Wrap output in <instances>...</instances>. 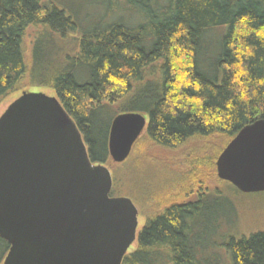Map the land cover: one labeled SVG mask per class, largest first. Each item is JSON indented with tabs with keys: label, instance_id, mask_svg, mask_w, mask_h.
Masks as SVG:
<instances>
[{
	"label": "trees",
	"instance_id": "trees-1",
	"mask_svg": "<svg viewBox=\"0 0 264 264\" xmlns=\"http://www.w3.org/2000/svg\"><path fill=\"white\" fill-rule=\"evenodd\" d=\"M112 3L114 9L109 4L106 11L112 19L92 28L52 3L0 0V102L26 77L33 86L53 90L77 124L95 165L110 162L111 125L123 113L146 116L143 140L165 151L213 145L218 139L223 146L212 156L210 149L186 154L189 168L181 182L188 190L197 185V198L165 203L140 232L137 249L123 261L218 264L215 247L194 239L193 218L214 194L203 186L202 174L217 173L216 161L227 145L243 128L264 120V0ZM121 4L139 18L135 26L117 15ZM30 27L40 30L29 68L24 38ZM216 30L221 31L218 53L210 64L202 51ZM115 105L124 109L116 114ZM106 113L114 117L105 118ZM225 248L229 264H264V230L231 238ZM9 251L10 244L0 237V264Z\"/></svg>",
	"mask_w": 264,
	"mask_h": 264
},
{
	"label": "water",
	"instance_id": "water-1",
	"mask_svg": "<svg viewBox=\"0 0 264 264\" xmlns=\"http://www.w3.org/2000/svg\"><path fill=\"white\" fill-rule=\"evenodd\" d=\"M148 125L140 113L115 117L113 163L129 159ZM216 172L242 194L264 193V120L238 133ZM113 187L59 99L23 93L0 117V237L10 244L3 264H123L139 211L130 198L112 197Z\"/></svg>",
	"mask_w": 264,
	"mask_h": 264
},
{
	"label": "rangeland",
	"instance_id": "rangeland-1",
	"mask_svg": "<svg viewBox=\"0 0 264 264\" xmlns=\"http://www.w3.org/2000/svg\"><path fill=\"white\" fill-rule=\"evenodd\" d=\"M41 1L43 6L52 3L57 7H64L66 10L74 12L77 15V21L79 23H86L87 27L91 25L92 28L98 26L101 28L107 21L112 19H108L110 16L106 12L109 11V4L112 5L111 9H114L113 0ZM161 1L164 4L168 2V0ZM90 2H92L93 6ZM121 6L123 10L120 8L121 13L117 15H123L124 19L130 25L135 26L139 18L133 14V11L132 13L130 12L127 5L121 4ZM38 30H40L39 27H30L26 31L24 38L25 57L29 68L31 50ZM219 33H221L220 30L211 32L216 40L211 43V46H215L218 42L217 34ZM76 36L79 35H73V37ZM211 41L206 40V47H204L202 55L205 56L204 59H208V62L210 61V64H213L215 62L214 58H216V54L218 53V47L216 48L215 46L214 50L210 51L209 46ZM67 43L71 45L72 39L70 38ZM47 61H44L42 65H47ZM31 92H41L52 97L56 96L55 92L49 88L33 86L26 77L15 90L10 92L0 102V117L23 93ZM112 107V112L116 111V114L124 109L123 106L119 108V105ZM108 117L111 119L114 117V114L106 113L105 118ZM137 143L126 162L115 164L110 160L106 166L110 169L115 181L111 196L129 197L139 211V235L146 226L147 221L163 210L165 203L172 202L180 204L181 202H188L189 200H195L197 198L199 191L197 185L193 183L191 187L194 190H188L186 187H183L181 182L185 180L189 168L188 163L190 157L187 155L189 153L190 155L195 154L196 152L201 154L202 151L204 152V150L207 151L210 149L211 155L209 156H212V153H217V150L223 145H220L221 142L217 139L213 145H204L203 147L188 145L180 150L165 151L148 145L146 140H143V137ZM200 179L205 180L203 186H209L211 193L214 194L207 200L203 213L193 218L194 239L201 242L202 245L205 244L215 247H213L214 258L216 256L220 258V262H217L218 264H229V257L227 256L228 254L225 248L227 241L231 238L240 239L248 237L253 233L264 230V193L242 194L235 191V188L231 184L219 180L217 173L209 175V173L205 174L204 172ZM177 180V185L175 184L176 186L174 185L175 187L172 188L171 185ZM167 195L169 196L166 197ZM223 244L225 245L223 246ZM137 247L138 243L136 242L130 248L128 254L135 251Z\"/></svg>",
	"mask_w": 264,
	"mask_h": 264
},
{
	"label": "flooded vegetation",
	"instance_id": "flooded-vegetation-1",
	"mask_svg": "<svg viewBox=\"0 0 264 264\" xmlns=\"http://www.w3.org/2000/svg\"><path fill=\"white\" fill-rule=\"evenodd\" d=\"M140 234V233H139ZM139 236V235H138Z\"/></svg>",
	"mask_w": 264,
	"mask_h": 264
}]
</instances>
